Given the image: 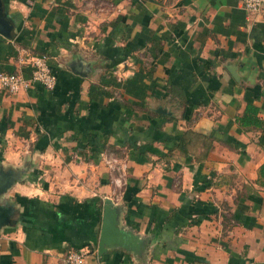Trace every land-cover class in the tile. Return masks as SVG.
Here are the masks:
<instances>
[{
  "label": "crops",
  "instance_id": "0c3cea01",
  "mask_svg": "<svg viewBox=\"0 0 264 264\" xmlns=\"http://www.w3.org/2000/svg\"><path fill=\"white\" fill-rule=\"evenodd\" d=\"M0 1V71L55 76L0 89V264H264V0ZM105 196L138 247L98 254Z\"/></svg>",
  "mask_w": 264,
  "mask_h": 264
},
{
  "label": "built area",
  "instance_id": "2783aa9c",
  "mask_svg": "<svg viewBox=\"0 0 264 264\" xmlns=\"http://www.w3.org/2000/svg\"><path fill=\"white\" fill-rule=\"evenodd\" d=\"M241 7L245 11L258 12L263 4V0H240ZM21 62L30 65L28 76H24L18 71H0V89L12 93L24 91L30 87L33 82H38L46 89H51L55 82V76L48 63V56L45 52L33 53L26 58L20 57ZM109 168L117 171L112 178L115 187L122 186V173L124 167L115 165V158L105 159ZM62 264H87L85 260V251L83 249H69L62 258Z\"/></svg>",
  "mask_w": 264,
  "mask_h": 264
},
{
  "label": "water",
  "instance_id": "95a60500",
  "mask_svg": "<svg viewBox=\"0 0 264 264\" xmlns=\"http://www.w3.org/2000/svg\"><path fill=\"white\" fill-rule=\"evenodd\" d=\"M12 24L4 17L2 13L0 1V33L6 37H10ZM1 175V174H0ZM21 172L15 171L4 181L0 180V194L3 190L14 181L19 179ZM4 204H0V222L4 217ZM121 206L115 203L111 198L105 196L103 198V205L101 211V223L97 242V252L101 254L109 248L123 247L132 249L134 246L138 247L141 239L134 236L129 229H125L120 221Z\"/></svg>",
  "mask_w": 264,
  "mask_h": 264
},
{
  "label": "trees",
  "instance_id": "16d2710c",
  "mask_svg": "<svg viewBox=\"0 0 264 264\" xmlns=\"http://www.w3.org/2000/svg\"><path fill=\"white\" fill-rule=\"evenodd\" d=\"M249 108L252 109V110L254 109L253 106H249V105H248V106L246 107V111H247V109H249Z\"/></svg>",
  "mask_w": 264,
  "mask_h": 264
}]
</instances>
